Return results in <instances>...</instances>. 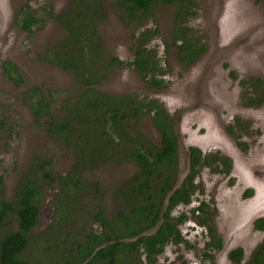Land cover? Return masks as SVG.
Listing matches in <instances>:
<instances>
[{"label":"trees","instance_id":"trees-1","mask_svg":"<svg viewBox=\"0 0 264 264\" xmlns=\"http://www.w3.org/2000/svg\"><path fill=\"white\" fill-rule=\"evenodd\" d=\"M160 1L177 4L174 43L179 41L180 59L193 64L207 45L192 38L191 27L186 24L193 12L190 0H117V5L125 23L139 21L136 24L143 26L152 7ZM47 14L64 27L66 35L51 46L43 61L71 73L81 88L72 92L60 109L52 108L49 91L39 84L23 91V102L30 108L35 123L64 145L73 163L67 171L60 172L52 156L36 154L19 174L12 198L6 195L0 176V264H34L35 244L48 234V230L35 233L48 188L54 190L49 229L58 236L65 234L63 241L67 246H60L57 240L52 247L46 245L40 251L41 263L36 260L38 264H156L168 243L185 240L180 225L188 216L183 213L174 217L172 210L179 204L191 203L200 169L209 166L229 172L232 159L190 147L188 172L180 180L176 120L165 106L155 98L99 87L117 66L133 67L150 89L164 85V71L155 51L148 47L154 34L151 30L136 36L134 56L125 63L109 54L100 32L108 14L105 0H71L57 12L50 3ZM15 20L26 32H33V27L42 21L29 2L19 8ZM2 68L14 86H24L26 78L18 64L6 59ZM258 103L264 104V92ZM146 113L152 114L153 126L161 138L158 143L139 128ZM125 163H133L137 169L112 189L95 174L103 166ZM247 193L251 194V190ZM197 209L204 213L203 204ZM82 216L90 220L85 230L72 225ZM205 219L202 224L210 237L206 248L222 249L223 242L211 216ZM253 226L264 230V217H257ZM228 257L233 264H241L243 248L231 249ZM246 264H264V241L256 245Z\"/></svg>","mask_w":264,"mask_h":264},{"label":"rangeland","instance_id":"rangeland-1","mask_svg":"<svg viewBox=\"0 0 264 264\" xmlns=\"http://www.w3.org/2000/svg\"><path fill=\"white\" fill-rule=\"evenodd\" d=\"M70 1L0 0V176L9 198L14 195L19 174L36 154L52 156L60 172L67 171L73 163L64 145L35 123L22 95L28 86L42 85L49 91L52 108L60 109L69 95L81 88L71 73L43 61L51 46L66 35L64 27L49 18V4L57 12ZM190 1L193 12L186 24L191 27V37L204 42L207 48L193 64L187 65L178 55L179 41L175 44L173 39L177 4L157 2L144 25L139 26L136 24L139 21L124 22L117 0H105L108 14L100 32L109 54L125 63L130 61L136 36L151 30L154 34L148 47L156 53L165 83L150 89L133 67L117 66L99 87L155 98L165 106L176 120L180 180L188 172L190 147L205 154L215 152L232 158L229 172L215 171L209 166L200 169L191 203L179 204L172 210L174 217L183 213L188 216L180 225L185 240L168 243L156 264H233L228 252L236 247L243 248L241 264H246L256 245L264 241V230L253 226L257 217H264V104L258 103L264 92V0ZM26 2L42 19L33 32L21 30L15 20L17 11ZM6 59L18 64L24 72L26 81L21 88L3 73L2 63ZM139 128L154 142H160L152 114H143ZM136 169L133 163H125L93 171L102 184L112 189ZM53 193L54 190H46L41 207V221L35 233L44 234L48 230V234L35 244L34 264H38L36 260L41 263L40 251L46 245L52 247L57 240L60 246H67L63 241L65 234L58 236L49 229ZM202 204L204 213L197 209ZM207 215L222 239L220 250L206 248L210 237L202 223ZM80 218L72 225L85 230L90 220Z\"/></svg>","mask_w":264,"mask_h":264},{"label":"flooded vegetation","instance_id":"flooded-vegetation-1","mask_svg":"<svg viewBox=\"0 0 264 264\" xmlns=\"http://www.w3.org/2000/svg\"><path fill=\"white\" fill-rule=\"evenodd\" d=\"M232 159V158H231Z\"/></svg>","mask_w":264,"mask_h":264}]
</instances>
